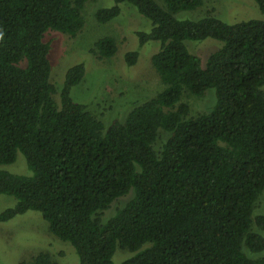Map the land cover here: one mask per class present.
<instances>
[{"label":"trees","instance_id":"obj_1","mask_svg":"<svg viewBox=\"0 0 264 264\" xmlns=\"http://www.w3.org/2000/svg\"><path fill=\"white\" fill-rule=\"evenodd\" d=\"M89 1L0 0V194L17 200L0 222L41 212L49 232L74 246L78 264H116L118 249L129 252L119 264H264V214L255 212L264 193V19L177 15L203 0L99 8L102 24L122 3L150 20V31L136 35L139 46L160 42L151 62L164 84L106 125L72 97L84 62L67 69L59 89L51 77L48 30L76 37ZM255 1L264 14V0ZM206 38L223 45L203 65L186 41ZM118 49L104 36L91 51L102 60ZM139 56L126 52L127 65ZM210 88L211 109L192 115L183 98ZM163 131L169 136L157 148ZM19 151L32 174L3 167ZM53 257L41 251L32 264H61Z\"/></svg>","mask_w":264,"mask_h":264},{"label":"rangeland","instance_id":"obj_2","mask_svg":"<svg viewBox=\"0 0 264 264\" xmlns=\"http://www.w3.org/2000/svg\"><path fill=\"white\" fill-rule=\"evenodd\" d=\"M156 1L163 4L162 0ZM114 4V0H90L84 9V29L76 37L51 29L46 36L52 44L49 57L52 65L51 77L56 87L60 88L70 66L84 62L87 66L86 75L81 83L73 87L72 97L77 102L87 104L88 109L106 125L116 118L124 121L135 106L156 96L164 88L151 62L152 55L159 50L160 42L152 40L139 46L136 35L139 30L150 31V20L140 14L133 5L122 3V12L118 17L103 24L97 21L96 11ZM209 12L228 23L264 19V14L255 0H203V5L199 8L177 15L199 19ZM104 36L115 37L119 49L113 57L100 60L91 50L94 43ZM186 44L189 51L199 56L205 65L209 55L222 47L223 42L206 38L187 40ZM135 49L140 52L139 59L136 64L129 66L125 61V53ZM214 97L215 89L210 88L201 97L187 95L183 100L189 103L191 114L197 115L211 109L215 102ZM168 136L167 132H161L157 148H160ZM3 167L12 173L32 174L25 156L20 151L14 163ZM16 202L14 196L0 194V212L15 206ZM114 207L107 210L104 216H111ZM255 212L264 214V193ZM41 251H49L54 260L57 259L61 264L79 263L74 246L49 232L41 212L29 210L7 222H0V264H32L34 257ZM248 253L250 254L249 251ZM128 254V251L118 249L114 256L115 263L119 264ZM75 260L76 263H73Z\"/></svg>","mask_w":264,"mask_h":264}]
</instances>
